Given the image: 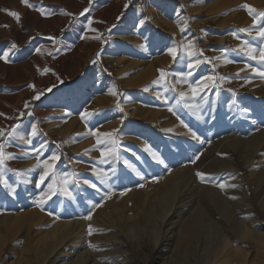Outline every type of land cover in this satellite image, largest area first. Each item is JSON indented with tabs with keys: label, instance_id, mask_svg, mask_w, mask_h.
<instances>
[{
	"label": "rangeland",
	"instance_id": "rangeland-1",
	"mask_svg": "<svg viewBox=\"0 0 264 264\" xmlns=\"http://www.w3.org/2000/svg\"><path fill=\"white\" fill-rule=\"evenodd\" d=\"M262 14L264 0H0V264H54L50 244L66 239L69 222L109 212L108 196L117 208L96 230L98 264H264V236L230 234L207 251L203 235L183 241L180 206L161 218L148 210L169 172L193 181L195 159L213 164L232 143L224 140L261 135ZM244 115L256 123L241 126ZM263 137L249 164L232 145L234 168L199 177L221 185L239 176L262 233L251 184L264 171ZM192 183L179 200L194 199ZM131 222L140 241L126 233ZM21 225L27 233L13 240Z\"/></svg>",
	"mask_w": 264,
	"mask_h": 264
},
{
	"label": "bare ground",
	"instance_id": "bare-ground-1",
	"mask_svg": "<svg viewBox=\"0 0 264 264\" xmlns=\"http://www.w3.org/2000/svg\"><path fill=\"white\" fill-rule=\"evenodd\" d=\"M79 8H83V6ZM94 18L95 16L91 15L89 20L92 21V19ZM96 31L97 30L89 32L86 31V33H83L82 37L79 40L77 39L78 43L83 44L84 41H86L87 39L95 38L97 35ZM110 44L111 43L109 42L108 47L110 46ZM112 48L113 50L115 49L114 47ZM112 48H108L110 53L112 51ZM70 101H72V99ZM246 123H248L249 125L254 124L256 123V119L244 115V117L241 118V126L245 125ZM260 131H262L261 135L264 136V128H260ZM252 134H250V136ZM261 135L254 134L250 138H246L244 136V138L246 139L242 138V136L235 135L231 136L230 138L227 137L228 139L224 141L229 143L232 142L229 147L233 145V148L240 154L239 157L242 159L243 164L247 165L253 159H255V139L257 138L258 140V137ZM229 147L224 148L226 151H223L221 157H219L218 160L213 164H208L207 162H204L202 158H197V160L195 159L194 161V169H191L194 170V173H207L213 169H216L217 166H220L224 169H226V167L234 168L238 163L234 161L233 155L231 154L232 151H229ZM214 165L216 167H214ZM183 172L184 171L181 168L169 172L170 174L162 179L161 186H158V188L160 187L159 192L154 194V196H152L151 198L149 196L150 200L148 210L149 214H151V217L154 213L157 214V217H165V215L175 210L177 206H180L181 209L178 210L177 216H179L181 221L179 229L177 228V230L178 232L183 233V241L185 238L187 239V237L196 239L198 236L201 237L203 235L205 240L204 247L207 251H212L214 249L216 251L220 248H223L228 243L230 234H234V238L240 240L243 239V235L245 232H248L249 235L253 234L255 239L257 240L260 239V237L264 236V233H262L261 229L259 228L260 224L257 218L254 216V212H252L251 210L249 211V206L252 205V201L250 195L245 191L244 187L242 186V179L239 176H235L231 180L224 181L221 184L224 185V188L221 189V187L215 185L212 180H201V178L196 175L194 176L193 180L194 184L192 183L195 189L194 199H184L182 201L178 199L179 189H187L189 187H193L190 186L191 182H193L191 181L192 176H190V174H183ZM260 172L261 174L258 176V178H256L252 182L251 189L256 196L257 202L261 205L262 209H264V188L261 184V178L264 174V171L261 170ZM157 183L158 182H156V184ZM232 185H234V187H232ZM131 190H127V193L130 194ZM223 190H225V192H223ZM113 199V196L107 197V205L109 207V212L103 214V216H105L109 221L113 220L114 217H112V214L117 208L111 205ZM143 200H148V196L146 195ZM4 215L10 216L9 213ZM234 215L237 218L245 219H240L237 221L232 220ZM28 216L31 218L32 212H30ZM103 216H101V218L99 219H96L94 222L87 224V226L83 227L79 224V220L77 219L69 222L67 224L66 239L64 240V238L62 237L58 241L54 243L52 242L50 244L49 248L51 249L49 250L48 254L50 256H54V259L60 258L59 260L55 261L54 264H87L89 260H92L91 264H98L97 258L100 254L97 253L92 255L93 249L91 248V246L95 243V241L98 242L100 239V236L99 234H97L96 230L101 227L108 226L104 223L105 218ZM145 217L150 218V216L148 215H146ZM131 219L132 217L129 220L132 221ZM233 221L235 222V225L232 228L233 230L230 231L229 228H231V222ZM131 223L132 224L130 225H126V233L128 235L139 238L142 234V230L138 227V225H135V222ZM94 224L99 226L95 228ZM89 226H91L92 229L91 234H89ZM156 229L157 228H152L150 231L155 245L160 243V241H158L159 238ZM27 231L28 229L24 225L19 226V228L12 234V239L18 240V238L21 237L23 233L26 234ZM140 240L141 237L138 241ZM60 247L62 248L60 249ZM58 249H60L59 252ZM41 264H45V261L43 260Z\"/></svg>",
	"mask_w": 264,
	"mask_h": 264
},
{
	"label": "snow or ice",
	"instance_id": "snow-or-ice-1",
	"mask_svg": "<svg viewBox=\"0 0 264 264\" xmlns=\"http://www.w3.org/2000/svg\"><path fill=\"white\" fill-rule=\"evenodd\" d=\"M22 3L27 4V0H22ZM29 6H31V5H29ZM244 7H248V6L245 5ZM85 11H87V9H85ZM249 12H250V13L252 12V9H251V8H249ZM9 14H10L11 16L15 17L17 20H19V15H18L17 13H15V12H10ZM42 14H43V13H42ZM262 15H264V14H262ZM239 31H247V29H240ZM233 35H235V33H233ZM259 35H260L262 38H264V28H261V29L259 30ZM189 43H191V42H189ZM15 47H16V45L13 44V45H12V48L14 49ZM169 53L172 54V55H175L173 49H169ZM6 55H7V53H5V56H6ZM0 58H3V57H0ZM253 58H255V57L253 56ZM261 60H264V50H261ZM189 67H191V65H189ZM161 74L163 75L162 70H161ZM262 75H264V73H262ZM112 94L115 95L114 92H113ZM35 98H36V99H39V96H37V97H35ZM0 135H3V132H2V131H0ZM8 135L11 136V135H13V133H12V132H9ZM4 159H5V157H4L3 149H2V147H0V165H3V163H4ZM51 159H52V160H55L56 157L53 156ZM45 175H47V172H45ZM196 175H197L198 177H201V178L203 179V176H204L203 173L197 172ZM43 178H44V177L42 176V177H41V180H43ZM218 186L221 187V189L224 188V185H218ZM50 187H51V186H50ZM232 187H234V185H232ZM233 198H235V197H233ZM42 202H43V201H42ZM88 218H89V217H85V219H88ZM91 232H92V229H91V226H89V234H91Z\"/></svg>",
	"mask_w": 264,
	"mask_h": 264
}]
</instances>
